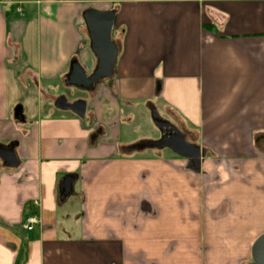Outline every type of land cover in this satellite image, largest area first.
Returning <instances> with one entry per match:
<instances>
[{"label":"crops","instance_id":"1","mask_svg":"<svg viewBox=\"0 0 264 264\" xmlns=\"http://www.w3.org/2000/svg\"><path fill=\"white\" fill-rule=\"evenodd\" d=\"M91 8L117 11L119 53L79 118L43 101L64 97L52 94L73 60L94 72ZM139 105L206 150L199 174L169 150L128 152L158 140L125 127ZM0 145L20 162L0 158V264L251 263L264 234V0H0ZM189 213H204L207 249L185 262Z\"/></svg>","mask_w":264,"mask_h":264},{"label":"water","instance_id":"2","mask_svg":"<svg viewBox=\"0 0 264 264\" xmlns=\"http://www.w3.org/2000/svg\"><path fill=\"white\" fill-rule=\"evenodd\" d=\"M117 11H99L91 8L83 13V19L89 39L90 50L97 60L92 74L80 65L77 59L71 63V71L66 86L94 92L97 86L112 79L118 59L119 47L113 39ZM55 108L70 111L79 118H84L87 111L85 101L70 103L66 97L55 101ZM152 119L161 133V138L130 147L128 152L141 150H169L174 155L188 161V167L199 174L207 152L196 144L189 143L186 136L172 123L161 118L154 107H151ZM0 158L7 168H17L20 162L14 147L0 145ZM74 177L65 178L59 186L60 200L65 201L73 191ZM249 264H264V234L259 237L252 248V262Z\"/></svg>","mask_w":264,"mask_h":264},{"label":"rangeland","instance_id":"3","mask_svg":"<svg viewBox=\"0 0 264 264\" xmlns=\"http://www.w3.org/2000/svg\"><path fill=\"white\" fill-rule=\"evenodd\" d=\"M12 14L13 15L16 14L14 9L12 10ZM91 93L92 92L84 91L76 87L60 86L57 88V90L52 95L53 97L54 96L55 97L64 96L67 98L69 102L74 103L80 100L86 102V100H89L91 98L90 96ZM43 102L45 105L50 104L51 106L55 107L53 100L48 101L47 99H45ZM125 115H126L125 120L127 119V121L124 123L125 127L128 130H132V131L135 130V135L133 137L141 139V138H144L145 136H152L153 138H156L158 140L161 138V133L156 127L152 119V112H151L150 106L148 107L147 105H139L134 111L125 110ZM161 116H160L161 118L169 121L174 126L179 128V125L172 118H169L168 116L164 114H161ZM193 137L195 136L193 135ZM187 141L191 143L188 139ZM162 151H165V150H162ZM167 153L168 155L179 158L178 156L173 155L169 151ZM203 215L204 213L203 214L189 213V214L184 215L185 217L184 228L185 229L183 230V236H184L183 247L179 246L178 254L183 253L184 255L183 261L185 262L187 259H189V257L188 258L185 257V255L188 252L192 253L195 257L199 256L200 260H203L202 258L203 256H205V253H206L205 250L207 249V247L204 246L203 244V241H204L203 230L202 229L200 230V228H199V231L196 230L197 225L199 227L202 226L203 217H204ZM205 216L208 219L214 217L216 221H219L220 220L219 217H221V213L219 212V213H214L210 215L207 212ZM203 225H204V222H203ZM176 245H177V242H172V244L168 246L169 256H171L176 251V248H177ZM251 262H252V258H251Z\"/></svg>","mask_w":264,"mask_h":264},{"label":"built area","instance_id":"4","mask_svg":"<svg viewBox=\"0 0 264 264\" xmlns=\"http://www.w3.org/2000/svg\"><path fill=\"white\" fill-rule=\"evenodd\" d=\"M27 226H26V229L28 231H32L33 230V225L36 223V219L35 218H29L28 221H27Z\"/></svg>","mask_w":264,"mask_h":264}]
</instances>
